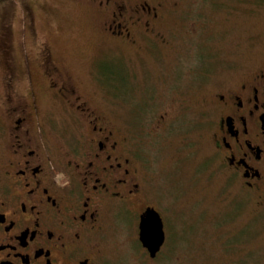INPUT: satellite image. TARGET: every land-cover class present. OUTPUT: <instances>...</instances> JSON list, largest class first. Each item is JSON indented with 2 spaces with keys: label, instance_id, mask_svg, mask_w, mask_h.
Returning a JSON list of instances; mask_svg holds the SVG:
<instances>
[{
  "label": "flooded vegetation",
  "instance_id": "af4514ba",
  "mask_svg": "<svg viewBox=\"0 0 264 264\" xmlns=\"http://www.w3.org/2000/svg\"><path fill=\"white\" fill-rule=\"evenodd\" d=\"M96 8L93 29L124 68L114 116L106 85L102 109L93 107L65 60L35 36L28 11L34 57L24 46L22 69L0 33V264H264V65L227 71L193 104H158L139 79L146 56L169 48L165 29L175 22L163 3L98 0ZM198 72L191 80L200 87L210 76ZM48 98L73 114L67 141L47 134ZM187 112L214 163L192 180L173 179L181 170L155 164V141L176 133L185 147ZM149 214L159 223L142 233Z\"/></svg>",
  "mask_w": 264,
  "mask_h": 264
},
{
  "label": "rangeland",
  "instance_id": "374dc122",
  "mask_svg": "<svg viewBox=\"0 0 264 264\" xmlns=\"http://www.w3.org/2000/svg\"><path fill=\"white\" fill-rule=\"evenodd\" d=\"M146 1L163 3L166 9L164 19L175 22L165 29L170 36L169 48L156 51L151 58L146 56L150 61L146 63L148 70L139 79L152 88L149 93H154V102L157 100L158 104H171V101L181 97L193 104L208 92L210 81L213 80L214 83L226 79L224 75L227 71H253L264 65V0ZM97 2L98 0H0V33L3 31L5 37L12 42L8 43L6 55L11 45V51L22 69L24 46L27 57L31 61L34 57L31 49L33 39L23 22L28 11L35 26V36L52 45L55 56L65 60L66 72L75 83L81 84V94L89 99L93 107L102 109V82L106 85V109L110 116H114L116 82L120 78V68L123 67L114 57V46L102 44V35L93 29L98 20L101 21L96 8ZM130 52L124 50L123 54L142 63ZM104 56L114 59L102 61ZM91 58L93 60L90 66L88 61ZM198 71L210 76L202 80L200 87L192 85L191 80V75L199 73ZM2 74L0 66V76ZM33 76H37L36 72ZM46 104V112L52 117L47 132L51 140L64 142L72 138L75 130L73 114L67 109L68 106L50 98ZM5 106L4 101H0L1 117ZM185 120L186 129L181 130L185 134V147L176 133H173V137L158 139L155 141V149L160 152L155 164H169L175 169L179 167L182 172L179 171V175L172 178L192 180L195 170L205 173L201 168L207 165L206 169H209L214 160L211 159L207 142L200 138V133L192 125L190 112H187ZM2 121L0 118V122ZM172 139H175L174 142ZM164 186L165 184L160 188L156 187L157 191L163 192Z\"/></svg>",
  "mask_w": 264,
  "mask_h": 264
},
{
  "label": "water",
  "instance_id": "95a60500",
  "mask_svg": "<svg viewBox=\"0 0 264 264\" xmlns=\"http://www.w3.org/2000/svg\"><path fill=\"white\" fill-rule=\"evenodd\" d=\"M147 218H149L151 221L148 222ZM158 223H159V219L156 215L154 216H152V214L147 215L146 218L142 222V233H148L149 231L154 229L155 225ZM149 226H150V230H149ZM160 233H161V230H160Z\"/></svg>",
  "mask_w": 264,
  "mask_h": 264
},
{
  "label": "trees",
  "instance_id": "16d2710c",
  "mask_svg": "<svg viewBox=\"0 0 264 264\" xmlns=\"http://www.w3.org/2000/svg\"><path fill=\"white\" fill-rule=\"evenodd\" d=\"M152 4V3H151Z\"/></svg>",
  "mask_w": 264,
  "mask_h": 264
}]
</instances>
